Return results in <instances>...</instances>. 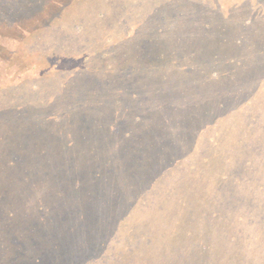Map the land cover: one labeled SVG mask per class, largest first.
I'll use <instances>...</instances> for the list:
<instances>
[{"label":"trees","instance_id":"obj_1","mask_svg":"<svg viewBox=\"0 0 264 264\" xmlns=\"http://www.w3.org/2000/svg\"><path fill=\"white\" fill-rule=\"evenodd\" d=\"M263 14L0 0V264H264Z\"/></svg>","mask_w":264,"mask_h":264},{"label":"rangeland","instance_id":"obj_2","mask_svg":"<svg viewBox=\"0 0 264 264\" xmlns=\"http://www.w3.org/2000/svg\"><path fill=\"white\" fill-rule=\"evenodd\" d=\"M233 1L236 2V0H224V2H228V3L233 2ZM223 8L225 9L224 16H226L228 18H231V16L229 17L227 15L226 6H224ZM190 14L192 15V18H187L185 16L184 20H186V21L184 23H185L186 30L190 29V32L192 34L191 38H193V37H196V35H197V32H194V30L197 29L202 24V22H203L202 19H204V20L207 19V14L205 13L203 15H199L196 11H193V10L190 11ZM228 18L227 19H219V18H217L216 20H214L215 24H217V22H218V23H222V24L225 23L226 25H228V28L226 29L227 33L225 31L223 32V35H227V36H229L230 34L235 32L237 30V28H238V24L235 25L236 24L235 21L229 20ZM233 24H234V26H233ZM147 29L149 30V27H147ZM260 30H262V28H260ZM263 30H264V28H263ZM209 35H210L209 39H212L213 37H216V35H214L213 32H209ZM141 37H143V35L140 36V38ZM140 38H139V41H138V45L140 43ZM170 38L173 39L174 36H170ZM143 44H144V42H143ZM171 44L172 43L166 41L165 46H169ZM139 51H140V49H139ZM195 53L200 54V53H206V52H203L202 50L197 49V51ZM171 61H173V58L171 59ZM262 66L264 67V61L261 63V68H262ZM263 73L258 71L259 77H261V75ZM188 81H186L184 83H176L174 78H173V76L167 77V79L164 82V84H162L160 87H158V90L156 91V93H159V95L162 97V99H160V101H163L164 97L167 96V95H172V94H176L178 96L179 95H183V96L184 95H188V93H187V83H188ZM257 97H258V95L255 96V98H257ZM160 101H143V102H145L146 106L148 104H153V106L156 105L158 107V105L161 103ZM204 101H209V100L206 99ZM138 102L141 103L142 101H138ZM158 109H159V107H158ZM159 111H160V109H159ZM165 117H168V116L165 115ZM167 120L168 119L165 118V122L166 123H167ZM237 120L238 119L235 118V117L230 118V121H237Z\"/></svg>","mask_w":264,"mask_h":264}]
</instances>
